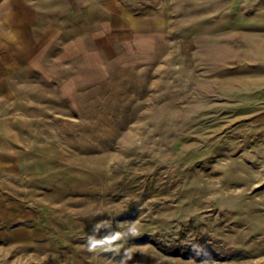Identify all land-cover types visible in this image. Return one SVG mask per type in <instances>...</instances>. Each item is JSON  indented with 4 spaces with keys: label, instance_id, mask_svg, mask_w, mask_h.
<instances>
[{
    "label": "rangeland",
    "instance_id": "1",
    "mask_svg": "<svg viewBox=\"0 0 264 264\" xmlns=\"http://www.w3.org/2000/svg\"><path fill=\"white\" fill-rule=\"evenodd\" d=\"M0 264H264V0H0Z\"/></svg>",
    "mask_w": 264,
    "mask_h": 264
}]
</instances>
